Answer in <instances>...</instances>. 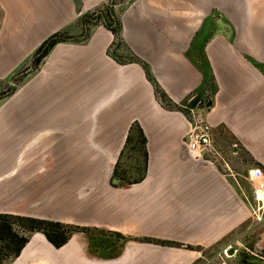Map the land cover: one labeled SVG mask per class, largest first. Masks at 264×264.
<instances>
[{"label":"crops","instance_id":"0c3cea01","mask_svg":"<svg viewBox=\"0 0 264 264\" xmlns=\"http://www.w3.org/2000/svg\"><path fill=\"white\" fill-rule=\"evenodd\" d=\"M109 2L0 0V84L28 71L51 35H76L79 17ZM121 6L126 47L173 103L195 98L213 76L206 120L214 152L189 151L190 120L161 107L140 65L107 55L113 35L98 26L84 43L57 44L2 102L0 213L177 245L128 241L103 258L89 252L83 233L60 248L34 233L10 264H192L201 254L187 246L208 250L252 218V198L261 204L247 170L264 173V0H117L115 10ZM134 122L146 137L147 171L120 186L112 169ZM256 246L264 250V230Z\"/></svg>","mask_w":264,"mask_h":264},{"label":"trees","instance_id":"16d2710c","mask_svg":"<svg viewBox=\"0 0 264 264\" xmlns=\"http://www.w3.org/2000/svg\"><path fill=\"white\" fill-rule=\"evenodd\" d=\"M114 0L110 5L101 7L96 12L79 17L77 23L81 28V36L77 39L73 37L67 30H61L48 39H46L35 51L30 61L31 72L37 71L42 65L45 58L52 49L60 43H75L80 44L86 42L91 31L98 26H103L113 35V41L107 49V55L120 65L136 63L140 65L145 73V77L150 82L154 90L156 101L162 108L168 111H179L190 120V99H186L179 104L173 103L167 95L160 89L152 76L149 67L140 61L125 45L121 37V23L118 14L114 9L117 3ZM28 67L20 70L16 75L13 84L18 86L23 80L22 73ZM217 90L213 76L210 74L204 76L203 83L200 88V93L197 97L201 98L202 102H206ZM15 91V87L8 90L2 98H7ZM231 141H228L230 147ZM238 151L243 150L238 147ZM239 153V152H237ZM147 150L146 137L140 125L134 122L130 125L124 145L118 155L116 163L113 167L112 178L118 180L120 186H129L140 183L146 175L147 171ZM40 233L54 247H62L73 234L83 233L89 239L88 250L92 254L103 258H115L120 253L124 245L128 241H138L142 243H150L157 245L173 246L177 245L173 242L160 241L151 238H133L124 236L118 232L97 229L94 227H79L60 222H54L44 219H35L24 216L0 213V264H10L12 260L17 258L28 243L31 234ZM223 242L216 243L213 247L219 246ZM114 246H117L116 250ZM188 249L204 252L201 247L187 246ZM264 254V251H261ZM246 255H244L245 257ZM245 259V258H244ZM197 262V261H196ZM196 262L192 263L195 264ZM241 264H250L247 260H241Z\"/></svg>","mask_w":264,"mask_h":264},{"label":"rangeland","instance_id":"374dc122","mask_svg":"<svg viewBox=\"0 0 264 264\" xmlns=\"http://www.w3.org/2000/svg\"><path fill=\"white\" fill-rule=\"evenodd\" d=\"M124 7L125 6L117 7L115 11L118 16H120ZM81 32L80 28L79 33L73 35V37L77 39L81 36ZM16 78L14 77L11 81H14ZM8 87L9 89L15 87L16 90V86H14L13 83ZM5 99L6 98L0 100V106ZM230 164L235 167V163L232 162V160ZM262 203H264V196L260 205L252 198V218L233 234L224 239L219 246L210 247L203 253L200 252L201 256L194 261H197L195 264H241L242 259L247 260L250 264H264V254L261 253V251L264 250L256 246L259 235L264 230V205H262ZM116 248L117 246H114L115 250ZM230 251L232 252L230 253ZM244 255L246 256L244 257Z\"/></svg>","mask_w":264,"mask_h":264},{"label":"built area","instance_id":"2783aa9c","mask_svg":"<svg viewBox=\"0 0 264 264\" xmlns=\"http://www.w3.org/2000/svg\"><path fill=\"white\" fill-rule=\"evenodd\" d=\"M207 106L202 102H197L190 111V123L185 134V143L189 151L200 156L202 153H213L211 141V126L206 120ZM247 177L253 182V197L257 199V193L264 196V173L262 169L256 167L247 170Z\"/></svg>","mask_w":264,"mask_h":264},{"label":"flooded vegetation","instance_id":"af4514ba","mask_svg":"<svg viewBox=\"0 0 264 264\" xmlns=\"http://www.w3.org/2000/svg\"><path fill=\"white\" fill-rule=\"evenodd\" d=\"M114 0H111V3L113 2ZM117 2V1H116ZM110 2L108 3V5H110L111 4ZM114 7V9H115V5L113 6ZM24 75V74H23ZM22 75V76H23ZM8 90H9V87L8 86H6V85H2V84H0V100L1 99H4V98H2V97H4V95L8 92ZM197 97V96H196ZM195 97V98H196ZM199 98V101L198 102H202L201 101V98L200 97H198ZM194 99V98H193ZM193 99H190V102L193 100ZM203 104H205L206 105V102L204 103V102H202ZM197 104V103H196Z\"/></svg>","mask_w":264,"mask_h":264},{"label":"water","instance_id":"95a60500","mask_svg":"<svg viewBox=\"0 0 264 264\" xmlns=\"http://www.w3.org/2000/svg\"><path fill=\"white\" fill-rule=\"evenodd\" d=\"M29 71H31V68L28 70V71H26V72H29ZM13 83V82H12ZM199 101V98L198 97H196V98H194L191 102H190V107L191 108H194L195 107V105H196V103ZM212 101H213V99L211 98L208 102H207V107H210L211 106V104H212ZM112 172H113V169H112ZM114 183H117L118 182V180L117 179H113L112 180ZM232 251H230V253H231Z\"/></svg>","mask_w":264,"mask_h":264},{"label":"bare ground","instance_id":"6f19581e","mask_svg":"<svg viewBox=\"0 0 264 264\" xmlns=\"http://www.w3.org/2000/svg\"><path fill=\"white\" fill-rule=\"evenodd\" d=\"M257 200H259V201L263 200V193H261V192L257 193Z\"/></svg>","mask_w":264,"mask_h":264}]
</instances>
